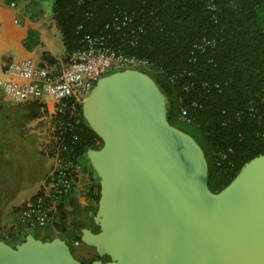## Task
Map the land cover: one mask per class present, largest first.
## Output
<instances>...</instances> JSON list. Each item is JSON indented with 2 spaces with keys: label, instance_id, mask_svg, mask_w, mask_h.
<instances>
[{
  "label": "water",
  "instance_id": "water-1",
  "mask_svg": "<svg viewBox=\"0 0 264 264\" xmlns=\"http://www.w3.org/2000/svg\"><path fill=\"white\" fill-rule=\"evenodd\" d=\"M82 116L102 141L85 156L99 179L80 242L91 264H264V154L218 192L200 144L167 118L155 80L136 68L99 78ZM101 258H107L102 261ZM0 264H82L66 240H0Z\"/></svg>",
  "mask_w": 264,
  "mask_h": 264
},
{
  "label": "trees",
  "instance_id": "trees-1",
  "mask_svg": "<svg viewBox=\"0 0 264 264\" xmlns=\"http://www.w3.org/2000/svg\"><path fill=\"white\" fill-rule=\"evenodd\" d=\"M53 11L67 56L100 38L155 80L169 122L181 115L202 147L213 192L264 154V0H54ZM54 120L53 148L76 162L102 146L82 105Z\"/></svg>",
  "mask_w": 264,
  "mask_h": 264
},
{
  "label": "crops",
  "instance_id": "crops-1",
  "mask_svg": "<svg viewBox=\"0 0 264 264\" xmlns=\"http://www.w3.org/2000/svg\"><path fill=\"white\" fill-rule=\"evenodd\" d=\"M9 1L0 0V78L11 61L29 58L41 66H63L68 56L55 22L54 0H16L13 8ZM54 119L50 103L14 104L0 89V240L15 245L27 234L60 237L76 259L91 264L95 249L74 244L81 229L93 224L98 203L94 195L99 179L85 155L77 161V184L52 222L44 228H26L20 222L21 208L39 192L52 165Z\"/></svg>",
  "mask_w": 264,
  "mask_h": 264
},
{
  "label": "built area",
  "instance_id": "built-area-1",
  "mask_svg": "<svg viewBox=\"0 0 264 264\" xmlns=\"http://www.w3.org/2000/svg\"><path fill=\"white\" fill-rule=\"evenodd\" d=\"M8 4L16 7V0ZM136 63L133 58L106 47L100 38L87 39L86 47L70 54L60 68L41 66L29 58L9 62L4 69L5 78H0V89L14 104L50 103L56 117L67 110L73 113L82 105L99 78L111 71L132 68ZM50 155L52 165L39 192L19 213L26 228L49 225L78 181L79 166L67 146L59 142Z\"/></svg>",
  "mask_w": 264,
  "mask_h": 264
},
{
  "label": "rangeland",
  "instance_id": "rangeland-1",
  "mask_svg": "<svg viewBox=\"0 0 264 264\" xmlns=\"http://www.w3.org/2000/svg\"><path fill=\"white\" fill-rule=\"evenodd\" d=\"M88 94V93H87ZM86 94V95H87ZM171 120H172V124L178 128H186V125L184 124L183 122V119H182V116L181 115H175V114H172V117H171Z\"/></svg>",
  "mask_w": 264,
  "mask_h": 264
},
{
  "label": "flooded vegetation",
  "instance_id": "flooded-vegetation-1",
  "mask_svg": "<svg viewBox=\"0 0 264 264\" xmlns=\"http://www.w3.org/2000/svg\"><path fill=\"white\" fill-rule=\"evenodd\" d=\"M71 251H72V250H71ZM102 260H103V261H106V260H107V258H102ZM80 262H81V261H80ZM81 263H82V262H81ZM82 264H84V263H82Z\"/></svg>",
  "mask_w": 264,
  "mask_h": 264
}]
</instances>
